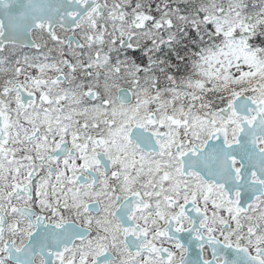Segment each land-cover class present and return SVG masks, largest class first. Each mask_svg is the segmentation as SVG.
I'll return each instance as SVG.
<instances>
[{"label":"snow or ice","instance_id":"obj_1","mask_svg":"<svg viewBox=\"0 0 264 264\" xmlns=\"http://www.w3.org/2000/svg\"><path fill=\"white\" fill-rule=\"evenodd\" d=\"M0 264H264V0H0Z\"/></svg>","mask_w":264,"mask_h":264}]
</instances>
